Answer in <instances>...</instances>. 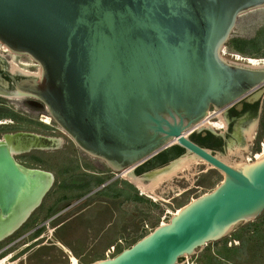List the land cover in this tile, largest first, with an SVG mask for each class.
I'll return each instance as SVG.
<instances>
[{"label":"water","instance_id":"95a60500","mask_svg":"<svg viewBox=\"0 0 264 264\" xmlns=\"http://www.w3.org/2000/svg\"><path fill=\"white\" fill-rule=\"evenodd\" d=\"M262 7L264 0H0V41L43 69L39 79L16 81L17 95L43 102L81 150L121 172L178 145L224 173L168 223L92 264H178L263 213L264 153L227 163L190 136L212 107L262 101L264 65L222 56L239 16ZM0 84L8 86L1 74ZM49 174L22 168L0 146L1 239L40 205Z\"/></svg>","mask_w":264,"mask_h":264},{"label":"rangeland","instance_id":"374dc122","mask_svg":"<svg viewBox=\"0 0 264 264\" xmlns=\"http://www.w3.org/2000/svg\"><path fill=\"white\" fill-rule=\"evenodd\" d=\"M224 48L229 53H238L244 57L264 58V7L239 16ZM224 58L232 60L231 56L226 55ZM9 60L14 71L25 72L27 68L23 66V62L35 59L16 55L9 57ZM32 71L37 70L26 72L30 75ZM36 101L38 100L22 97L11 100L0 98V119L13 125L11 129L10 126L0 128V134L16 130L44 135L50 141L46 144L50 149L43 154L35 153L36 157H42V163L33 156L29 165L41 166L54 177L42 205L25 226L0 242V261L12 256L5 264H74L73 258H77L76 264H92L101 259L113 258L157 226L168 223L180 208L211 192L224 178L222 171L208 162L199 161L200 157L197 155L198 158L195 154L185 152L183 158L189 156L193 160L195 157L198 162L190 160L189 168L178 171L173 177H166L159 185H154V190L143 193L122 172L103 175L104 171L111 169L109 165L81 150L57 122L41 121L40 116L42 112L47 114L43 111L47 109L45 104ZM258 102L260 109L256 118L240 125V140L224 149L215 150L223 160L229 163L248 162L250 157L256 159L255 153L264 152V137L258 143L264 97L262 101L254 103ZM213 110L214 107L211 112ZM256 122L254 137L248 139L245 132ZM216 127L207 126L214 133H221L223 129ZM18 159L23 160L20 156ZM136 174L145 185L154 184L158 178L149 176L145 180L143 175ZM106 183L109 185L102 187ZM99 188L101 190L92 194L89 199L71 208L81 197ZM67 208L70 209L65 214L47 223L51 217ZM69 218L72 219L57 229L60 222ZM43 223L45 226L40 231L33 232ZM234 239L239 244H235ZM112 246L116 247L115 252L109 253ZM178 264H264V211L255 221L239 224L225 238L197 249L191 256L182 257Z\"/></svg>","mask_w":264,"mask_h":264},{"label":"flooded vegetation","instance_id":"af4514ba","mask_svg":"<svg viewBox=\"0 0 264 264\" xmlns=\"http://www.w3.org/2000/svg\"><path fill=\"white\" fill-rule=\"evenodd\" d=\"M4 46H5L4 43H2L0 41V74L7 81L8 86H4V85L0 84V98H4L7 100L17 99L16 96H18L17 95L18 93L16 90V81L27 79V78L39 79L42 75L43 69H42V66L36 60H34L31 56H29L28 54H19V53L12 51V50L11 51H5ZM16 55H18V56L26 55L28 57V59L29 58L33 59L34 61H32V62H29V61L23 62V66H26L28 71H30L31 69H36L37 71L30 72V75L27 74V72H26L27 70L25 72L24 71L18 72V71H14V70L12 71V68L10 67L11 60H9V57H15ZM22 99L38 100L36 102L41 103V101L39 99L32 97V96L23 95ZM235 106H232V107H230L224 111H221V113H216V111H214L212 118L210 117V120L213 123L219 124L218 123L219 121H220V123H223L222 125L219 124V126L216 127L217 129H221V130L223 129L221 133H219V134L214 133L209 128H206V130H204V128H202V129L195 131L192 134L191 139L194 142H196L197 144H200L201 142L204 143V139H207V138L211 141L221 140L222 146L220 149H224L226 146L232 144L233 142L239 141L240 140V131H239L240 125L242 123H247L250 120H254L256 118L258 112H259L260 106H259V102L256 104L255 103H253V104L244 103L241 110H237L235 108ZM43 111L47 112V114H44V112H42V114L40 116V118H41L40 120L44 121L45 123H49V122H46L45 118H47L51 115H50L48 109L43 110ZM12 117L16 118L14 114H12ZM50 119H51V121H54L51 117H50ZM212 119H218L219 121L218 120L213 121ZM6 126H10V129H11V127L13 125H9V122L7 120L3 121L0 119V128L6 127ZM10 137L13 138V140L11 142L8 139ZM1 140L4 141V143L0 144V146H3V145L8 146L10 153L12 154V156L14 157L16 162L22 168L31 169V170L47 171V170H44L43 168H41V166H34L33 167V166L29 165V161L33 160V158H32L33 156H35L38 153L39 154L46 153L48 151V149H50L46 146V144L50 141H48V139L45 138L44 135L43 136H40L39 134L35 135V134L29 133L27 131L8 130L5 132H1L0 142H2ZM12 144H14V145L11 148ZM185 152H186V150H185ZM185 152L183 154H185ZM183 154L179 155V150L173 147L169 151L160 154L159 156L155 157L151 161L142 165L139 168V170L136 171V173H138L139 175H143L144 176L143 179L147 180L149 178V176L156 174L157 172H159L161 170H164V169L171 167V165L176 160L181 158ZM18 156L22 157L23 160H19ZM35 159H39L40 163H42V161H43L42 157H39V158L36 157ZM104 174H106V175H111V174L117 175V172L114 171L113 169H110L109 171H106V172L104 171L103 175ZM107 185H109V184H107V183L103 184L102 187H106ZM100 190H101V188L97 189L96 191H93L92 193H89V194L87 193L84 197H81L80 201L76 202L71 208H73L74 206H77L82 201L89 199L92 194H94L95 192H98ZM44 197L42 199V202L44 200ZM42 202L31 213V215L26 219V221L23 222L11 235H13L18 230H20L22 227L25 226V224L31 218L32 214L42 205ZM69 209L70 208H67V209L62 210L61 212L57 213L56 215L51 217V219L47 223H51L55 219L59 218L60 216L65 214V212L68 211ZM76 216H78V215H76ZM71 219L72 218H69V219H66V220L60 222L57 229L61 226H64ZM44 226H45V223L37 226L33 230V232L40 231L42 229V227H44ZM233 242L235 244H239V242L237 243V241L235 239L233 240ZM230 246H232V242H230Z\"/></svg>","mask_w":264,"mask_h":264},{"label":"bare ground","instance_id":"6f19581e","mask_svg":"<svg viewBox=\"0 0 264 264\" xmlns=\"http://www.w3.org/2000/svg\"><path fill=\"white\" fill-rule=\"evenodd\" d=\"M5 46H4V50L5 51H11V49L6 45V44H4ZM247 64H249V65H254V66H260V65H264V58H262V59H257V58H249V60L247 61ZM12 66H14V65H12ZM13 69H14V67H12ZM13 69H12V71H13ZM20 70V69H19ZM40 75V74H39ZM17 97V99H18V97H21V96H16ZM23 97V96H22ZM215 110V109H214ZM211 111V110H210ZM210 113V112H209ZM209 113H208V115H209ZM216 113H221V112H219V111H217L216 110ZM220 116V115H219ZM51 117V116H50ZM50 117H47V118H45V120H46V122H51V119H50ZM52 118V117H51ZM219 124H223V123H219ZM219 124H216V123H213V122H211V120H210V118H205L202 122H200L199 124H197V125H195L193 128H194V130L193 131H197V130H199V129H202V128H207V126H209V127H215V126H219ZM256 129H257V122L256 123H254L251 127H250V129H247L246 130V132H245V135L247 136V138L248 139H252L254 136V132L256 131ZM9 140H10V142L13 140V138L12 137H10V138H8ZM8 140V141H9ZM2 141V140H1ZM2 143H4V141H2V142H0V144H2ZM13 145L14 144H12V146H11V148L13 147ZM187 153H189V152H187ZM238 153H240V151L238 152ZM264 153V152H263ZM261 156V154H259V156L258 157H260ZM189 156H186V157H182V158H180L179 160H177V161H175L173 164L174 165H172L171 167H169V168H167V169H164V170H161V171H159V172H157L156 174H153V175H151L150 177L151 178H153V179H156V177H158L157 178V180H155V182H154V184H152V185H145L142 181H140L139 180V178L136 176V175H134V170L136 169L135 168V166H132V167H129L128 169H126V170H123V171H121L122 172V175H127L128 176V178L129 179H131V181H133L137 186H138V188L141 190V191H143V193L144 192H147V191H151V190H154V185H159V183H161V182H163L164 180H165V178L166 177H173V175L174 174H176L178 171H181L182 169H184V168H189L190 167V165H191V162H190V160L191 161H193V162H198V160L200 161H205V162H207L206 160H204V159H202V158H199L198 160L195 158V157H197L196 155H195V157L193 158V160L192 159H189L188 158ZM220 157V156H219ZM198 158V157H197ZM221 160H223L222 158H221ZM231 160V159H230ZM224 162H227V163H229L228 161H226V160H223ZM215 168V167H214ZM217 169V168H216ZM27 170H29V171H31V169H27ZM219 170V169H218ZM220 171V170H219ZM44 172H48V173H50L49 175H50V178L52 179V181H53V174L51 173V172H49V171H44ZM221 172V171H220ZM222 174H224V173H222ZM181 209V208H180ZM180 209L176 212V213H178L179 211H180ZM175 213V214H176ZM174 214V215H175ZM1 216H3L2 214H0ZM4 217V216H3ZM13 233V232H12ZM11 233V234H12ZM11 234H9L8 236H10ZM7 236V237H8ZM5 238H3V239H1L0 238V242L2 241V240H4ZM185 256H190V255H187V254H185L183 257H185ZM12 256H9V257H7V258H5L4 260H2V261H0V264H5V262L6 261H8L10 258H11ZM73 262H74V264H76L77 263V258H73Z\"/></svg>","mask_w":264,"mask_h":264},{"label":"trees","instance_id":"16d2710c","mask_svg":"<svg viewBox=\"0 0 264 264\" xmlns=\"http://www.w3.org/2000/svg\"><path fill=\"white\" fill-rule=\"evenodd\" d=\"M240 49L243 50L242 48H240ZM243 51L246 52V50H243ZM247 52L249 53L250 51L247 50ZM263 137H264V110H263L262 119L260 121L258 143ZM200 145H202L203 147H207V148L213 149V150H219L221 148V146H222V141L221 140L211 141V140H209L207 138V139H204V143L201 142ZM174 148L179 150V155H181V154H183L185 152V149L180 147V146H178V145H175ZM258 149H259V146H258ZM139 168L137 169V171L139 170Z\"/></svg>","mask_w":264,"mask_h":264},{"label":"built area","instance_id":"2783aa9c","mask_svg":"<svg viewBox=\"0 0 264 264\" xmlns=\"http://www.w3.org/2000/svg\"><path fill=\"white\" fill-rule=\"evenodd\" d=\"M226 55L227 56H231V58L233 60V61L229 60V62L232 61V62H235V63L247 64L246 62L249 60V57H244L243 55L238 54V53H229L228 50L226 48H224L222 50V56L224 57ZM214 111H216V110H213L212 112L209 111L210 113L208 115V118H210V117L212 118ZM258 155H259L258 153H255L254 157L257 158ZM252 160H253V157L248 158V162H251ZM120 242H122V240H120ZM115 249H116V247L112 246L111 249H109L108 251H109V253H113V252H115Z\"/></svg>","mask_w":264,"mask_h":264}]
</instances>
